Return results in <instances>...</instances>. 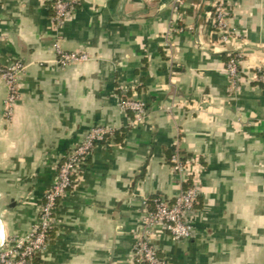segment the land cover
I'll use <instances>...</instances> for the list:
<instances>
[{"label":"crops","instance_id":"0c3cea01","mask_svg":"<svg viewBox=\"0 0 264 264\" xmlns=\"http://www.w3.org/2000/svg\"><path fill=\"white\" fill-rule=\"evenodd\" d=\"M180 1L79 0L57 31L49 0H0V67L26 66L11 120L0 76V248L32 230L61 162L108 126L33 264H134L143 202H173L185 187L170 161L177 146L201 187L195 236L158 229V255L264 264V0H225L247 52L235 88L211 34L214 0ZM59 33L65 51L90 60L59 66ZM125 89L148 110L136 128L118 104Z\"/></svg>","mask_w":264,"mask_h":264},{"label":"built area","instance_id":"2783aa9c","mask_svg":"<svg viewBox=\"0 0 264 264\" xmlns=\"http://www.w3.org/2000/svg\"><path fill=\"white\" fill-rule=\"evenodd\" d=\"M53 10L52 20L56 30L74 15L79 0H49ZM181 4L177 0L175 6ZM210 12L211 34L217 43L225 49L228 60L226 72L233 88L237 86L241 73V64L247 55L245 40L234 34L228 27L229 7L225 0H214ZM175 9H177L175 7ZM59 37L54 44L56 63L61 67L90 60L86 53L67 52L63 49V39ZM26 66L22 60L0 67L7 96L4 102V118L11 120L17 102L20 99V79ZM125 89L118 98L120 109L128 115V127L136 128L145 123L148 110L146 104L128 95ZM114 129L108 126H96L89 130L83 140L64 159L58 168L57 176L51 188L45 193L39 211L37 224L23 237L13 238L9 245L0 248V264H33L36 256L48 250L49 237L57 225V212L60 202L76 187L79 172L98 145L105 144L114 135ZM174 172L181 176L184 188L173 202L156 197L143 202V214L134 248V264H168L158 255L155 235L158 229L167 232L174 241L190 240L195 236L194 218L196 206L201 195L197 173L191 170V164L183 159L175 148L171 156Z\"/></svg>","mask_w":264,"mask_h":264},{"label":"trees","instance_id":"16d2710c","mask_svg":"<svg viewBox=\"0 0 264 264\" xmlns=\"http://www.w3.org/2000/svg\"><path fill=\"white\" fill-rule=\"evenodd\" d=\"M226 56H227V54H226ZM227 58V60H228V57H226Z\"/></svg>","mask_w":264,"mask_h":264}]
</instances>
